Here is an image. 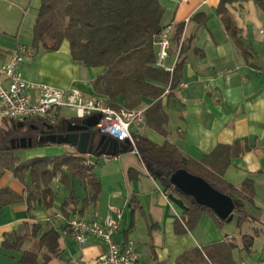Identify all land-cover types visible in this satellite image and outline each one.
Instances as JSON below:
<instances>
[{"label":"crops","instance_id":"crops-1","mask_svg":"<svg viewBox=\"0 0 264 264\" xmlns=\"http://www.w3.org/2000/svg\"><path fill=\"white\" fill-rule=\"evenodd\" d=\"M262 2V6L253 0L226 5L248 48L249 56L245 59L219 19V0H160L163 6L161 24L174 23L175 29L182 26L180 38L170 39L166 64L173 63L179 50L178 60L184 61L179 83L185 86L177 84L170 93L161 97L168 116L164 126L165 136L144 123L132 129L159 144L168 141L183 155L197 161L218 144L246 140L251 149L232 159L224 178L235 187H240L246 178L253 179L254 205H247L248 212L258 222L244 223L236 235L232 226L227 224L229 222L218 226L208 214H203L193 229L182 232L180 209L169 200L161 183L151 176L136 152L131 150L113 156L88 154L86 163L92 167L101 187L96 202L83 206L82 199L88 195L89 189L80 178L71 177L63 169L50 184L54 193L51 208L35 203L29 210L26 202L2 207L0 264H17L21 255V251L3 248L4 240L12 243L25 236L21 250L36 247V239L30 236L33 224L59 229L60 254L49 264L91 263L105 250V244L90 236L83 246L78 245L67 222L73 217L102 221L114 210L121 213L114 241L131 242L145 264H175L177 257L187 250L227 241L236 245L232 254L238 263L236 251L242 250V235L251 234L253 227L264 230V0ZM39 4L40 0H26L22 8L26 12L37 6V14ZM4 28L0 24V64L9 58L18 44H25L21 71L27 81L76 89L107 102L108 97L98 94L93 87V80L104 73V67H86L75 63L66 40L57 50L46 51L41 46H32V35L24 40L20 28L15 34L5 33ZM181 45L183 53H180ZM28 94L33 96L34 92L29 90ZM152 102V99L143 98L138 109H146ZM118 103L122 107L121 99ZM59 115L64 117L61 110ZM38 149L36 153L20 159L73 151V147L60 144H46ZM130 171H133L132 175ZM26 181L29 182L28 177ZM3 186L18 193L24 189L23 183L10 171L0 178V187ZM71 191L76 198L69 200ZM65 200H69V205L63 210ZM236 220L234 225L237 227ZM43 232L44 229L40 230L38 235ZM262 235L264 233L254 238L249 252L253 251V246ZM10 251L17 253L12 259L7 256Z\"/></svg>","mask_w":264,"mask_h":264},{"label":"trees","instance_id":"trees-1","mask_svg":"<svg viewBox=\"0 0 264 264\" xmlns=\"http://www.w3.org/2000/svg\"><path fill=\"white\" fill-rule=\"evenodd\" d=\"M235 1L219 0L217 14L225 31L233 40L237 49L248 59V48L243 43L239 28L226 5ZM262 6V0H253ZM163 6L160 0H40L33 24L32 46L43 47L46 51L57 50L66 40L72 60L86 67H104L102 75L93 80V87L98 94L108 97L107 104L133 110L140 108L143 98L153 102L144 110L143 118L146 127L165 136L167 113L161 103L165 85L174 88L180 79L183 59L177 61L172 74L155 66V40L164 27L161 24ZM182 26H177L173 39L178 40ZM184 52L181 45L180 53ZM5 119L0 124V178L6 171L24 185L21 193L3 186L0 187V209L6 205L26 202L28 209L37 203L45 208L53 204V190L50 184L63 169L73 178H80L89 189L82 199L83 206L95 203L101 192L99 181L92 167L86 163L88 154L73 151L55 156H39L22 160L15 155L17 148L7 147L12 138L27 137L32 139L30 148L43 147L38 144L37 133L32 132L30 124L40 125L43 118L29 117L22 120ZM79 119L60 117L53 124L57 132L64 133L67 123ZM134 146L127 151L135 150L144 164L161 169L164 172H175L184 169L199 176L220 192L230 196L235 203L233 214H237V227L248 222L256 224L258 220L251 213L243 210V204L254 205L255 186L252 178H246L240 187H235L224 178L232 159L241 156L251 149L246 140H237L231 144H218L200 161L183 155L180 150L168 141L159 144L146 135L132 133ZM72 147V146H71ZM28 149V148H25ZM91 155L103 156L97 152ZM133 171H130L132 175ZM153 178L161 183L169 200L181 211V231L193 229L203 214H208L218 226H223L228 219H220L206 206L191 203L189 198L179 192L173 185H165L160 178ZM29 178V182L26 181ZM64 181V174H61ZM76 198L73 191L69 200ZM65 200L62 209L69 205ZM180 222V223H181ZM44 229L41 235L39 231ZM180 231V229H179ZM264 230L253 227L251 234L242 235V250L249 252L254 238ZM30 236L36 239V247L21 250L24 237L15 242L4 240L2 247L21 251L17 264H49L50 260L60 254L58 239L59 229L51 226L45 228L32 225ZM236 245L231 242H214L201 249L193 248L180 254L175 264H237L232 251Z\"/></svg>","mask_w":264,"mask_h":264},{"label":"built area","instance_id":"built-area-1","mask_svg":"<svg viewBox=\"0 0 264 264\" xmlns=\"http://www.w3.org/2000/svg\"><path fill=\"white\" fill-rule=\"evenodd\" d=\"M174 33L175 24L169 23L162 28L154 43L157 46L155 66L171 74L179 54L178 50L173 63L166 64L169 57L170 39ZM25 53L26 46L18 44L9 58L0 64V120L22 121L29 117H40L50 124H55L60 118L59 111L63 108H71L76 112L74 118L79 120L95 114L100 115L95 126V130L100 135L110 136L121 142L128 139L131 146H134L132 129L144 122L145 109L115 108L97 96H88L76 89L56 88L43 83L27 81L21 71ZM262 71L264 72V63ZM178 85L185 86L181 82ZM29 90L34 92L33 96L28 94ZM171 90V84L168 83L163 96ZM120 214L119 210H114L102 221L76 217L68 220L67 225L78 245L83 246L90 236H94L106 246L93 262L83 264H145L131 242L114 241L113 235L118 231Z\"/></svg>","mask_w":264,"mask_h":264},{"label":"water","instance_id":"water-1","mask_svg":"<svg viewBox=\"0 0 264 264\" xmlns=\"http://www.w3.org/2000/svg\"><path fill=\"white\" fill-rule=\"evenodd\" d=\"M100 115L95 114L81 119L79 124L69 121L66 125V131L58 134L42 135L38 138V144H60L69 145L76 149L79 154H91L97 152L101 155L113 156L127 152L131 145L128 139L119 141L116 138L100 135L95 137V126L98 123ZM18 126L23 125L19 121ZM44 125L50 129L53 126ZM32 139L27 137L12 138L8 141L7 147L25 149L32 146ZM148 172L165 184L173 185L179 192L186 195L191 203L203 205L211 209L220 219H228L233 214L235 203L232 198L211 186L203 178L193 175L184 169H178L175 172H164L150 164H145Z\"/></svg>","mask_w":264,"mask_h":264},{"label":"rangeland","instance_id":"rangeland-1","mask_svg":"<svg viewBox=\"0 0 264 264\" xmlns=\"http://www.w3.org/2000/svg\"><path fill=\"white\" fill-rule=\"evenodd\" d=\"M24 1L26 0H0V24L4 25L5 33L15 34L17 32V29L20 28L22 37L24 38V40H27L32 35L37 6L35 8H29L26 12H24L22 8V4L24 3ZM61 112L64 117L69 119L76 116L75 110L71 108H63L61 109ZM38 148L39 147L18 149L15 152V155L19 158H23L27 154H31L32 152L36 153L39 150ZM241 208L247 212L249 211L247 204H243ZM236 218L237 214H232L227 221L229 222L227 224L232 226V230L237 235L240 228L234 225ZM239 245H241V241L239 242ZM7 253L8 258L10 259H12L13 256H16L17 254L13 251ZM236 258L238 261L237 264H264V236H260V239L253 246V251H236Z\"/></svg>","mask_w":264,"mask_h":264},{"label":"flooded vegetation","instance_id":"flooded-vegetation-1","mask_svg":"<svg viewBox=\"0 0 264 264\" xmlns=\"http://www.w3.org/2000/svg\"><path fill=\"white\" fill-rule=\"evenodd\" d=\"M57 121H58V120H57ZM80 122H81V121L79 120V121H77V122H73V123H75V124H79ZM44 123H47V125H52L53 127L50 128V129H48V128L44 125ZM30 128L32 129V132H31V133H33V132L37 133V140H38V138H39L40 136H42V135H48V134H51V133H54V134L61 133V132H57V131L55 130V127H54L53 124H50V123H48V122H46V121H43L40 125L30 124ZM94 131H95V137H96V139L99 138L100 134H99L95 129H94Z\"/></svg>","mask_w":264,"mask_h":264}]
</instances>
